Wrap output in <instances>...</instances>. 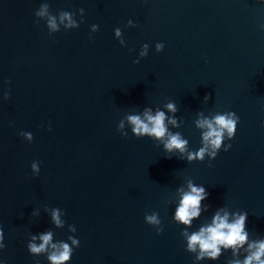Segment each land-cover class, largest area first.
<instances>
[{"label":"water","instance_id":"obj_1","mask_svg":"<svg viewBox=\"0 0 264 264\" xmlns=\"http://www.w3.org/2000/svg\"><path fill=\"white\" fill-rule=\"evenodd\" d=\"M44 2L53 14L73 12L79 27L61 25L49 36L34 15ZM129 20L136 27H125ZM262 26L264 0H0V264H49L27 249L31 235L49 230L54 242L79 240L70 264L243 260L244 249L233 257L222 248L217 260L196 261L183 233L211 225L217 211L230 222L246 212L249 241L264 239ZM144 44L148 55L134 63ZM168 102L181 124L169 130L191 151L201 147L198 112H235L228 151L222 147L211 161L188 162L179 153L169 159L159 141L137 138L127 121L128 137L117 131L126 114L146 107L173 116L163 107ZM189 182L209 195L184 225L174 216ZM56 208L63 228L52 222ZM153 212L159 235L145 222Z\"/></svg>","mask_w":264,"mask_h":264},{"label":"clouds","instance_id":"obj_2","mask_svg":"<svg viewBox=\"0 0 264 264\" xmlns=\"http://www.w3.org/2000/svg\"><path fill=\"white\" fill-rule=\"evenodd\" d=\"M82 13L80 23L83 22L84 10L79 9ZM36 22L43 20L46 23L48 34L61 30L63 25L64 30L76 29L79 23L73 18L74 13L69 11H60L53 14L50 5L44 2L35 11ZM59 20V23L57 22ZM125 27H136L132 20H129ZM264 27V26H262ZM91 31H98V25H92ZM115 37L119 38L122 47L126 46L125 40L122 37V30L120 28L114 29ZM156 52H161L164 49L163 43H156ZM133 51V49H129ZM149 45L144 44L139 52V58L134 63H139L141 58L148 55ZM5 99L9 98V92L4 95ZM209 95H205L204 101L207 102ZM167 112L172 113L169 117L165 111L156 108L146 107L140 114L129 113L121 119L117 125V131L124 138L128 137V132L122 131L125 127V121L131 127V132L137 138L147 136L148 138L159 141L163 145V150L167 158H172L176 153H179V159H186L188 162L201 161L205 157L209 161L215 159L223 147L224 151H228L231 144L224 145V141H231L235 135L239 117L235 112L225 111L214 112L211 115L205 116L203 112L197 113L195 120V127L201 132V147L196 151L189 150L188 140L185 139L180 132H173L169 130V125L173 128L181 127L175 113L178 108L174 102H168L163 105ZM51 130V129H49ZM19 135L26 137L28 141L33 140V136L29 132H20ZM32 172L39 173V169L35 162L31 164ZM189 191L184 192L180 200L179 206L175 210L174 220L190 225L192 218L200 215L201 202L208 198L209 193L203 186H195L191 182L188 184ZM247 217L246 212H239L233 214V219L229 221V213L225 212L223 216L219 211L216 212L211 225L201 227L198 232H193L189 235L186 231L183 235L186 238V251L196 253L195 260L200 261L205 258L217 260L221 255V249H231L233 257L237 255L240 249H244L247 255L243 260L232 259L228 264H264V239L249 241V233L247 231ZM52 222L57 228H63L66 221L60 218V209L56 208L52 211ZM145 222L157 229L159 235L163 228L161 227V220L158 213L145 214ZM69 232L75 233L74 225L68 226ZM37 239L39 243H37ZM68 241L63 240L53 241V232L46 231L44 233L31 235L27 244L29 253L33 256L45 255L49 264H70L74 249L79 247V240L74 236H68ZM4 233L0 228V250L5 248L3 243ZM247 244V247L244 246ZM75 246V247H74Z\"/></svg>","mask_w":264,"mask_h":264}]
</instances>
